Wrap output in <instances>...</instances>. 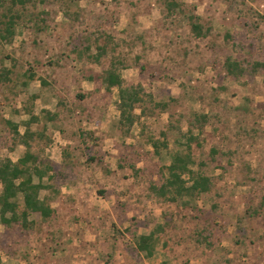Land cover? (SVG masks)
Masks as SVG:
<instances>
[{
	"label": "rangeland",
	"instance_id": "rangeland-1",
	"mask_svg": "<svg viewBox=\"0 0 264 264\" xmlns=\"http://www.w3.org/2000/svg\"><path fill=\"white\" fill-rule=\"evenodd\" d=\"M35 1L14 42H0V60L12 69V82L0 86V117L22 135L39 117L31 130L44 135L32 152L53 166V179L44 180L53 189L41 198L55 215H32L29 230L0 217L1 264H264V70L235 80L224 68L229 56L264 63V0H178L185 12L174 16L161 0ZM189 14L210 28L206 38L193 35ZM104 45L97 64L90 55ZM113 57L125 61L128 85L167 104L137 109L125 136L118 90L107 92L102 81ZM27 74L36 76L28 85ZM47 113L56 115L48 124ZM196 114L208 117L203 129ZM190 129L202 144L193 143L190 167L213 186L184 207L151 187L164 183L173 155L187 151ZM151 139L167 149L157 155ZM25 152L0 122V160L17 162ZM160 225L147 257L134 237Z\"/></svg>",
	"mask_w": 264,
	"mask_h": 264
},
{
	"label": "trees",
	"instance_id": "trees-1",
	"mask_svg": "<svg viewBox=\"0 0 264 264\" xmlns=\"http://www.w3.org/2000/svg\"><path fill=\"white\" fill-rule=\"evenodd\" d=\"M167 15L174 16L178 12L184 13V4L178 0H161ZM28 6H36L35 0H0V42L2 45L12 44L16 37V28L25 20L27 14L23 11ZM191 31L196 38H206L210 33V28H205L201 24V18L195 14L187 16ZM85 52H91V46L88 45ZM108 54L107 45L98 46L97 54L90 55V58L100 64L101 60ZM246 63V64H245ZM125 61L113 57L110 60V66L105 70L102 78L103 84L107 92L113 89L118 90L117 109L119 111L118 127L122 135H127L139 121L140 115H137V109H142L149 101L155 107L162 110L167 109L165 103H155L150 95L145 93L141 85H128L124 80L121 71L126 68ZM225 71L229 77L239 80L247 75L256 76L264 70V63L255 62L249 64V61H238L229 56L224 64ZM12 69L4 65V60H0V86L5 87L6 84L12 82ZM27 85L35 80L34 74H27ZM41 82L46 85L45 81ZM5 84V85H4ZM37 96L33 97L35 100ZM149 98V99H147ZM44 122L48 124L56 119V115L47 113ZM39 117L32 115L27 129L22 135L19 131V125L13 121L2 119L14 135V140L19 142L26 148V152L17 162L11 159L0 160V184L2 192L0 193V217L3 225L11 227L18 225L25 230L33 227V221L30 220L32 215H36L41 220H48L55 215L49 198H41L43 190H51L53 187L45 185L44 180H52L50 175L54 169L49 162L42 160L40 154L32 152V142L43 139V133H35L31 130V124L39 121ZM194 122L203 129L208 122L207 115H198L194 117ZM197 125V126H198ZM187 138L188 149L185 153H176L173 155L172 162L169 166L162 169L165 175V181L160 186H152L151 191L154 195L166 202L180 203L184 207H190L195 204L196 200L202 195L208 194L212 190V179L204 176L198 171L191 169V165L195 163L192 154V145L195 143L201 147L200 137L193 133L190 129ZM85 136V134L83 135ZM82 136V138H83ZM165 137V134H163ZM49 144L52 142L48 139ZM151 146L155 153L160 155L161 149L168 147V143L150 140ZM212 155L218 154L216 149H212ZM188 177V179H186ZM37 178L38 182H35ZM264 204V195L261 197ZM164 231V226H158L149 235H136L134 237L136 247L140 253L147 257H152L159 243V233ZM205 243H209V239H204ZM1 264V259H0Z\"/></svg>",
	"mask_w": 264,
	"mask_h": 264
}]
</instances>
